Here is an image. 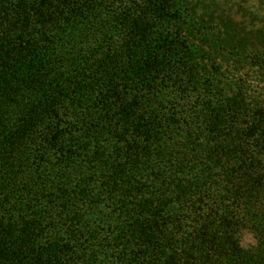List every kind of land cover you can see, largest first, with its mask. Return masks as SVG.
Instances as JSON below:
<instances>
[{
  "label": "trees",
  "instance_id": "trees-1",
  "mask_svg": "<svg viewBox=\"0 0 264 264\" xmlns=\"http://www.w3.org/2000/svg\"><path fill=\"white\" fill-rule=\"evenodd\" d=\"M192 6L0 0V264H264V22Z\"/></svg>",
  "mask_w": 264,
  "mask_h": 264
},
{
  "label": "rangeland",
  "instance_id": "rangeland-1",
  "mask_svg": "<svg viewBox=\"0 0 264 264\" xmlns=\"http://www.w3.org/2000/svg\"><path fill=\"white\" fill-rule=\"evenodd\" d=\"M192 7L195 12H193L194 24L192 27L196 40L200 42H203V38L215 34L224 27L220 25L219 17L221 18L222 15L224 17L225 14L234 21L228 25L225 24V27L234 24L237 29H244V31L251 30L254 26L257 28L264 22V0H193ZM247 72L246 80L253 83L258 92L263 93L264 86L260 82L261 76L249 73L248 67L245 73ZM242 239L244 246L248 248L255 244V239L249 232H244Z\"/></svg>",
  "mask_w": 264,
  "mask_h": 264
}]
</instances>
